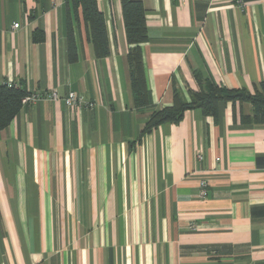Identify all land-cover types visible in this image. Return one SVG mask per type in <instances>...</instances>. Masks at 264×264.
<instances>
[{
	"label": "crops",
	"instance_id": "obj_1",
	"mask_svg": "<svg viewBox=\"0 0 264 264\" xmlns=\"http://www.w3.org/2000/svg\"><path fill=\"white\" fill-rule=\"evenodd\" d=\"M96 1L104 58L69 0H0V85L93 104L27 103L0 131V264H264V124L240 119L252 106L188 110L140 138L175 88L190 101L194 74L252 94L264 82V0H140L142 108L120 0Z\"/></svg>",
	"mask_w": 264,
	"mask_h": 264
},
{
	"label": "trees",
	"instance_id": "obj_2",
	"mask_svg": "<svg viewBox=\"0 0 264 264\" xmlns=\"http://www.w3.org/2000/svg\"><path fill=\"white\" fill-rule=\"evenodd\" d=\"M73 9L79 10L87 27L95 56L104 58L109 55L107 34L103 14L98 9L96 0H69ZM122 17L125 28L126 41L129 46L126 61L129 70V81L133 98V105L142 108L149 105L144 69L141 57V45L148 39L146 26V11L140 0H120ZM35 35L34 39H40ZM68 59L75 60V45L71 21L67 26ZM199 83L198 91H190V101L187 102L177 88L172 92V104L161 110L153 111L142 128L140 138L150 134L161 125L179 122L186 111L201 109L204 114L210 115L218 110L220 104L226 102L249 103L253 108L252 116L241 115V122L264 124V82L252 94L244 88L225 89L215 85L210 80L202 84L201 76L194 74ZM28 93L15 85H0V131L5 129L21 108V99ZM139 138V139H140Z\"/></svg>",
	"mask_w": 264,
	"mask_h": 264
},
{
	"label": "built area",
	"instance_id": "obj_3",
	"mask_svg": "<svg viewBox=\"0 0 264 264\" xmlns=\"http://www.w3.org/2000/svg\"><path fill=\"white\" fill-rule=\"evenodd\" d=\"M232 3L236 5H240V0H230ZM14 29L18 28V24H13L12 26ZM7 85L11 86L12 84L7 83ZM52 101L55 103L63 102L67 107H72L76 109H81L82 107H89L92 108L93 104L86 102L82 96L76 94L75 92H69L66 96L60 97L56 92L50 91V92H43V93H29L25 95L21 99V104H27L31 102H37V101ZM198 158L201 160L202 157L198 156ZM200 196L206 197L207 195V183L205 180H200ZM193 226H191L192 228Z\"/></svg>",
	"mask_w": 264,
	"mask_h": 264
},
{
	"label": "rangeland",
	"instance_id": "obj_4",
	"mask_svg": "<svg viewBox=\"0 0 264 264\" xmlns=\"http://www.w3.org/2000/svg\"><path fill=\"white\" fill-rule=\"evenodd\" d=\"M22 105V104H21ZM200 156V155H199ZM199 159V158H198ZM200 160V159H199ZM200 183V182H199ZM207 183V182H206Z\"/></svg>",
	"mask_w": 264,
	"mask_h": 264
}]
</instances>
